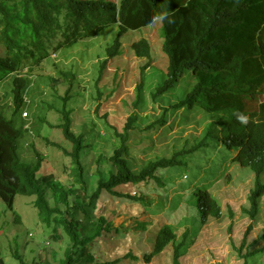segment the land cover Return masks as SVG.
Instances as JSON below:
<instances>
[{
    "label": "trees",
    "instance_id": "obj_1",
    "mask_svg": "<svg viewBox=\"0 0 264 264\" xmlns=\"http://www.w3.org/2000/svg\"><path fill=\"white\" fill-rule=\"evenodd\" d=\"M156 16L162 20L164 39L159 52L164 53L168 63L166 79L155 87L151 97L156 100L173 94L182 82L192 84L189 91L174 94L178 101L174 108L211 116L203 136L197 137L191 147L185 145L170 157H161L134 169L129 161V139L130 131L138 121L137 114H130L119 131L107 125L106 130L115 140L113 152L108 158L99 156L94 171L97 181L89 193L86 176L91 178L94 174L86 175L82 160L89 144L84 143V134L72 131L71 110L66 107L69 96L59 97L64 102L61 109L52 103L47 106L60 114L59 123L53 127L60 130L69 146L53 145L70 158L72 190L57 186L63 208L51 206L43 184L53 185V177H37L41 158L33 144H28L26 150L36 156L35 163L23 161L19 154V143L24 136L28 134L29 140L40 137L41 125L45 122L44 119L39 121L35 114L29 123L22 117L23 110L31 102H24L29 80L21 74L25 68L32 69L44 61L52 45L54 48H69L84 38L97 36L114 24L116 18L121 22L122 30L126 31L146 26ZM109 49V54L114 56L117 46ZM131 52L136 57L149 60L140 68V81L133 103L136 107L145 82L143 72L151 64L153 52L146 40L134 43ZM9 76H12L11 102L0 104V198L13 212V221L20 224V217L13 207L15 196L35 197L34 205L44 217L43 221L54 225L53 236L59 226L67 240L68 246L58 263L114 264L99 263L92 251L93 246L107 240L108 234L114 237L120 234L118 227H113L105 216H96L103 192L126 197V192H118V188L147 186L151 182L162 187L167 172L179 167L190 168L199 157L206 156L204 147L211 129L225 120L234 119L235 113L250 107L248 101L264 92V0H122L118 10L112 0H0V89L1 82ZM94 88L103 95L98 83ZM164 111L157 122L161 126L165 125L169 112L168 109ZM17 118L21 120L19 126ZM155 125L149 124L147 129ZM244 129L248 139L241 145L232 146L240 148L235 161L254 173V188L248 197L249 208L244 210L254 220L261 211L260 202L264 196V183L261 181L264 171V102L251 113V120ZM102 161L110 163L107 178L99 167ZM127 197L133 201H144L141 192L138 195L132 191ZM189 203L199 212L202 224L210 218L222 216L221 205L208 188L195 190ZM143 226L141 223L140 227ZM250 230L251 225H248L240 247L236 248L246 264H250L253 258L264 256V247L252 248L253 244L263 241L264 236L249 244V250L242 254ZM184 237H187V231ZM58 238L54 236V239ZM176 239L171 225L158 226L153 248L145 254V261L149 262L172 245L173 263L178 264L185 240L183 238L177 244ZM12 255L19 264H28L16 250ZM0 264L5 263L0 259Z\"/></svg>",
    "mask_w": 264,
    "mask_h": 264
},
{
    "label": "rangeland",
    "instance_id": "obj_2",
    "mask_svg": "<svg viewBox=\"0 0 264 264\" xmlns=\"http://www.w3.org/2000/svg\"><path fill=\"white\" fill-rule=\"evenodd\" d=\"M117 31V26L113 25L95 37L80 40L70 48H61L55 51L57 62L48 56L32 71L34 75L27 92L31 104L27 107L29 113L25 120L32 121L35 114L39 121L44 119L45 122L41 125L40 137L29 140L28 134L24 136L19 143V154L23 161L35 163L36 156L26 150L28 144H33L41 158L37 177H53V185L43 184V190L49 204L59 209L63 208V204L59 202L57 186L72 190L70 158L53 145L59 143L62 147L69 146L60 130L53 127L59 123L60 114L47 106L52 103L61 109L64 102L59 97L69 96L66 107L71 110L72 131L84 134V143L89 144L82 157L86 175L94 174L91 178L86 176L89 193H92L97 181L94 171L99 156L108 158L113 152L115 140L106 130L107 125L119 131L130 114H137L138 121L130 131L129 139V161L137 169L146 162L172 156L184 145L191 147L211 120L209 115L174 108L178 103L174 94L189 90L190 85L185 82L180 83L175 93L152 99L155 87L166 79L165 68L168 63L164 53L159 52L163 41L158 27H143L126 32L121 38L126 46L121 54L112 58L106 49L112 44ZM139 37L150 40L153 55L151 64L143 72L145 82L140 103L134 107L140 68L149 63L148 59L134 57L133 52L127 49L130 41L138 40ZM105 60L106 63H103ZM97 83L103 95H99L97 88H94ZM1 91V102L10 101L12 77L2 81ZM165 109L169 112L165 125L161 126L157 122ZM16 122L19 126L21 120L17 118ZM153 123L156 125L148 130V125ZM217 155L219 157L214 155L213 150L207 151L206 156L199 157L192 167H179L167 172L162 187L151 182L147 186H126L122 190L118 188V192H126V197L103 192L96 216H105L113 227H118L120 234L114 237L110 233L106 241L92 247L97 261L114 264H174L172 245H168L149 262L144 258L153 248L158 226L169 224L176 232L177 244L183 238L185 240L178 264H246L236 248L240 247L248 225H251V230L246 236L242 254L249 250V244L264 236V197L260 202V213L252 220L244 210L249 208L248 197L254 188V173L250 168L240 167L236 163L232 168H225L222 155L220 152ZM109 166L108 161H102L99 165L106 178ZM205 188L218 200L222 216L218 219L210 218L202 224L199 212L189 200L195 190ZM132 191L138 195L141 192L144 201H133L127 197ZM34 199L33 196H15L13 207L21 221L16 224L13 212L0 198V259L5 264H19L12 258L15 250L28 264H60L58 262L63 258L64 248L68 246L67 240L59 226L54 235L59 238L54 239V225L43 221L44 217L38 213ZM141 223L144 224L142 228ZM186 231L187 237H184ZM259 247H264V240L252 245L254 249ZM250 264H264V256L253 258Z\"/></svg>",
    "mask_w": 264,
    "mask_h": 264
},
{
    "label": "clouds",
    "instance_id": "obj_3",
    "mask_svg": "<svg viewBox=\"0 0 264 264\" xmlns=\"http://www.w3.org/2000/svg\"><path fill=\"white\" fill-rule=\"evenodd\" d=\"M112 1L118 10L122 0H112ZM161 22H162V20H161L160 16H156L146 26H142V27H139L136 29H127L126 31H123L121 22L119 21V19L116 18V21L111 26L116 25L118 28V31H117V35H116L115 39L112 41V44H110L108 46V48L106 49L108 56L114 58L116 55L122 53V49L126 45L124 46V44L121 42V38L126 32H128L130 30H138V29H141L143 27H149V28L150 27H158L159 28V34H160ZM161 36H162V34H161ZM84 39H88V38H84ZM140 40H146L149 43L151 50H153V45L151 44L150 40L148 38H144V37H139L138 40H131L130 41L131 43L129 42L130 44L127 45L129 47L127 49L131 51L130 48L132 47V45L134 43H137ZM162 41L164 42L163 36H162ZM115 45L117 46L116 54L114 56H111L109 54V50H110L109 48H112ZM53 46L54 45H52V48L49 51V57L51 59H53V61L57 62L58 61L57 53H55V51H58L61 48H68V47L62 46L60 48H54ZM52 51H54V53L51 54L50 52H52ZM134 57H136V56H134ZM41 63H43V61ZM41 63L38 66L33 67L32 69L25 68L24 72L21 74V76L23 75L24 77H26L29 80V85L31 84V78H33V75H34V74H32V71L37 69L41 65ZM103 63H106V60ZM103 68H104V66H103ZM9 77H12V76H9ZM29 85H28V87H29ZM191 86H192V84L189 86V88ZM28 87L26 88L25 94L23 97L24 102H26L27 104L29 103V99L27 97ZM187 91H189V90H187ZM2 96H3V94H2V91L0 89V104H6L8 102H11V100H10V101H6V102L2 103L1 102ZM263 102H264V92L258 93L253 101H248L249 106H250L248 109H246L245 111H240V112L235 113L234 119L225 120V121L221 122L220 125H217L214 128V130H212V129L210 130V134L207 138L208 139L207 145L204 148H206V151H212L213 150V153L216 157H219V155H217V154H218V152H220V155H222V158H221L222 163L224 164L225 168H226V166H229L232 168L233 164H235V163L237 165H239L240 167H243L242 165H240L238 162L235 161V157L239 153L240 148L233 147L232 145H241V143L243 141H246L248 139V136L246 135V132L244 129V125L247 124L251 120V113L254 112L255 109H257ZM27 107L23 110V113H22V117L25 119H26V117H28V113H29L27 111ZM26 126L27 125H25V127ZM204 130H205V128L203 129V132L201 133L200 137L203 136ZM247 168H249V167H247ZM261 181H262V175H261Z\"/></svg>",
    "mask_w": 264,
    "mask_h": 264
}]
</instances>
